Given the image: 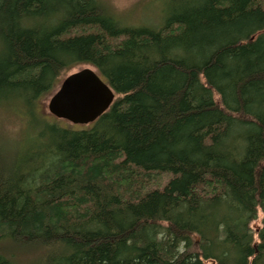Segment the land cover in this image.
Here are the masks:
<instances>
[{"label":"trees","instance_id":"16d2710c","mask_svg":"<svg viewBox=\"0 0 264 264\" xmlns=\"http://www.w3.org/2000/svg\"><path fill=\"white\" fill-rule=\"evenodd\" d=\"M0 0V264H264V0ZM115 92L84 129L39 103L79 66ZM28 138V137H27Z\"/></svg>","mask_w":264,"mask_h":264},{"label":"rangeland","instance_id":"374dc122","mask_svg":"<svg viewBox=\"0 0 264 264\" xmlns=\"http://www.w3.org/2000/svg\"><path fill=\"white\" fill-rule=\"evenodd\" d=\"M169 1L170 0H104L105 4L111 9L112 12H114L118 20L124 22L127 25L136 27H157L161 21V18L167 12L168 7H170ZM86 67L91 66L83 65L73 69L59 81L55 91L52 94L46 95L42 99V101H40L39 110L43 117L48 119L50 122L59 123L63 127L73 128L77 130L89 127L76 126L64 120H58L53 117L48 111V103L51 97L60 88L65 78L70 74ZM31 130L32 126L30 116L26 112L24 114L21 108L17 107L16 109L15 107L0 106V146L2 148L7 149L10 141H22L24 146H26L28 144V142L26 141L32 134ZM263 218L264 214L260 212L258 215V220L252 223V229L254 231H258L263 227Z\"/></svg>","mask_w":264,"mask_h":264},{"label":"water","instance_id":"95a60500","mask_svg":"<svg viewBox=\"0 0 264 264\" xmlns=\"http://www.w3.org/2000/svg\"><path fill=\"white\" fill-rule=\"evenodd\" d=\"M116 101L114 90L92 67L70 74L48 103L49 113L76 126H89Z\"/></svg>","mask_w":264,"mask_h":264}]
</instances>
